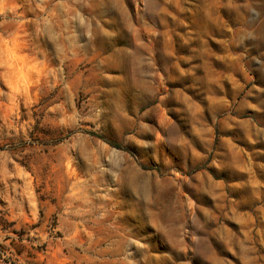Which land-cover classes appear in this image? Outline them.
<instances>
[{
  "label": "rangeland",
  "instance_id": "1",
  "mask_svg": "<svg viewBox=\"0 0 264 264\" xmlns=\"http://www.w3.org/2000/svg\"><path fill=\"white\" fill-rule=\"evenodd\" d=\"M0 264H264V0H0Z\"/></svg>",
  "mask_w": 264,
  "mask_h": 264
}]
</instances>
